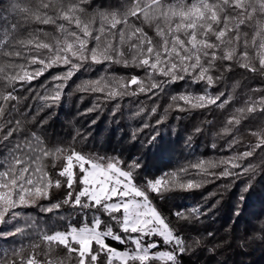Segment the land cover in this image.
Returning a JSON list of instances; mask_svg holds the SVG:
<instances>
[{
    "label": "snow or ice",
    "instance_id": "6c2138e0",
    "mask_svg": "<svg viewBox=\"0 0 264 264\" xmlns=\"http://www.w3.org/2000/svg\"><path fill=\"white\" fill-rule=\"evenodd\" d=\"M2 12L8 15H0L7 22L0 23V241L9 246L0 249V264H181L205 244L185 228L206 212L195 205L165 215L153 201L255 173L257 156L264 162V0H110L106 7L94 0H8ZM94 65L104 74L77 85L100 94L88 112L121 97L153 100L182 82L188 87L170 96L155 124L173 108L220 110L218 123H206L226 154L149 178L138 160L46 145L30 120L58 105L67 82ZM113 65L126 74L110 71ZM51 69L62 71L35 92L40 107L30 115L22 93L33 92V81ZM157 108L141 106L134 116ZM150 126L143 123L133 138ZM52 216L56 224L48 223Z\"/></svg>",
    "mask_w": 264,
    "mask_h": 264
},
{
    "label": "trees",
    "instance_id": "16d2710c",
    "mask_svg": "<svg viewBox=\"0 0 264 264\" xmlns=\"http://www.w3.org/2000/svg\"><path fill=\"white\" fill-rule=\"evenodd\" d=\"M109 2L110 0H94L96 7H106ZM7 3L8 0H0L2 16L8 15L7 12H2V7H6ZM0 23L7 24L3 20ZM59 71L62 69L49 70L39 80L33 81V92L22 93L26 99L21 101V107L25 104L31 105L30 115H36V109L40 107L39 101L32 99L35 92H42L41 85L48 86L51 76ZM110 71L117 75L126 74V70L119 65H113ZM102 74L104 72L99 65L85 66L67 82L58 105L40 111L35 121L30 120L29 127L41 135L46 145L74 144L84 153L116 156L129 164L138 160L143 166V174L149 178L160 176L197 159L217 158L226 154L221 151L224 140L216 137L215 129L210 131V126L206 123L207 120L218 123L220 110H215L216 114L213 115L206 109L181 112L173 108L169 110L167 119L162 124H155L164 114V108L171 103L170 96L183 92L188 87L182 82L170 86L166 93L158 98L154 97L153 100L143 95L121 97L99 102L98 108L88 112L87 109L98 103L96 96L100 94L79 92L77 85L84 80L96 79ZM237 79H240L239 75L226 83L230 86ZM244 83L241 80L242 88ZM239 91L240 89L237 90ZM116 104L120 106L118 110L115 109ZM154 105H158L155 115L149 116L145 112L141 116H134L139 107L143 106L150 111ZM40 121L43 123L40 124ZM143 123L151 126L137 132L133 138V131L141 128ZM197 127L202 129L200 133L195 131ZM78 132L85 139L78 137ZM152 136H156V139L151 140ZM213 142L217 144L216 149L211 147ZM253 163L257 166L255 173L219 179L199 190L174 193L171 199L156 198L153 201L165 215H171L181 207L187 211L190 206L195 205H202L206 212L185 228L186 235L201 236L205 244L194 252L185 254L181 258V264H264V231H261L264 223V162L257 156ZM248 185L250 187L244 191ZM209 193L215 195L205 200L204 197ZM54 196L62 198L56 191ZM241 196L243 200L240 199ZM29 214L36 216V210H29ZM62 214L67 215L66 212ZM69 219L72 217L69 216ZM48 223L56 224L55 216ZM209 232L212 233L211 237L208 236ZM13 239L9 238L10 241ZM8 246L9 243L0 241V249ZM210 248L214 250L209 251Z\"/></svg>",
    "mask_w": 264,
    "mask_h": 264
}]
</instances>
